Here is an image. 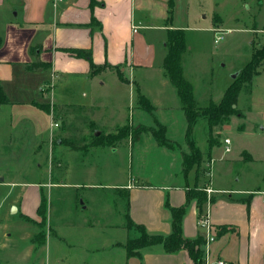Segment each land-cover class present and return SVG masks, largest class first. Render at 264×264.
Returning <instances> with one entry per match:
<instances>
[{
	"label": "crops",
	"instance_id": "0c3cea01",
	"mask_svg": "<svg viewBox=\"0 0 264 264\" xmlns=\"http://www.w3.org/2000/svg\"><path fill=\"white\" fill-rule=\"evenodd\" d=\"M95 1L0 0V83L10 99V103L0 105V110L6 111L14 126L29 131L28 141L35 153L46 152L35 168L46 164L50 168L46 170L49 178L26 181L18 179L20 172L6 173L0 167V264H192L187 249L167 252L160 243L141 247L140 255L128 254L126 245L132 232L127 227L128 219L149 234L167 236L172 232V208H185L182 231L186 239L202 237L206 241L204 262L264 264V169L258 174L251 172L264 167V156L251 148H241L235 159L241 168L233 171V164L223 165L228 167L230 180L239 185L215 184V165L226 158L224 152L232 149L214 156V147L211 151L200 148L193 130L192 137L203 154L202 178L194 167L184 169L186 151L175 144L171 134L177 120L180 141L189 148L188 118L178 90L165 71L164 60L169 31L183 30L187 49L181 63L184 77L191 82L185 58L192 46L186 33L203 29L190 25L195 0ZM199 10L194 15L197 23L205 18L204 7ZM215 29L214 25L209 28L213 32ZM79 49L91 51L100 69L91 72L90 61L77 53ZM37 61L49 67L28 68ZM42 73L45 78L35 85L28 83ZM193 90L196 105L205 107L199 106L194 85ZM12 93L19 98L14 99ZM139 93L150 102L152 110L141 106ZM212 101L217 102L211 99L209 104ZM43 103L51 105L50 112L36 105ZM75 109L83 110L84 122H73ZM106 111L117 116L104 119ZM53 122L59 126L53 127ZM161 125L169 145L160 143L153 133ZM125 126H129L128 136L113 146H90L101 130L110 134ZM65 128H94V137H83L81 143H76L65 137ZM239 129L244 131V125ZM135 131L140 135L133 141ZM250 135L255 136L252 131ZM67 142L85 147L71 148L83 153L80 162L84 166L79 162L73 168L63 153L54 156V144L61 147ZM146 144L169 159V169L158 166L123 184H110L119 201L98 203L100 211L95 213L92 202L102 189L99 178L103 174L94 163L87 166L84 162L105 149L117 152L127 145H139L143 159ZM243 175L253 180L240 185ZM208 187L213 191L208 193ZM201 190L207 194L202 204L195 196ZM54 195L67 205L62 214L54 206ZM43 200L44 219L40 215ZM14 206L16 212L12 211ZM202 219H208L210 226H203ZM221 226H227V230L220 231ZM17 240H23L24 245H15Z\"/></svg>",
	"mask_w": 264,
	"mask_h": 264
},
{
	"label": "rangeland",
	"instance_id": "374dc122",
	"mask_svg": "<svg viewBox=\"0 0 264 264\" xmlns=\"http://www.w3.org/2000/svg\"><path fill=\"white\" fill-rule=\"evenodd\" d=\"M199 2L195 0L191 7L192 23L190 25L193 27L200 26L203 29H189L187 31L186 38L188 44L192 46V50H190V55L185 58L186 74L196 88L199 106H208L211 99L218 103L227 86L234 81L233 78L240 75L242 68L252 59L255 53L257 54H255L248 70L252 69L254 64H261L257 69L259 73H256L240 92L238 107L243 117L234 115L229 123L217 125L212 129L213 137L217 141L213 148L214 156L220 157L225 149L224 140L226 138L232 139L231 152H224L227 159L218 160L215 165V184L217 182L220 185H239L234 180H230L232 176L227 171L228 167L226 168L223 165L229 164L232 166L233 164V171L241 168V165L236 164L235 159H238L239 151L243 147L251 148L256 154L264 156V0H202L201 3ZM200 6L205 9V18L198 19L197 23L194 15L198 14L197 10L200 11ZM178 13L182 14L183 12L179 9ZM9 15L11 14L9 13ZM213 25L223 31L221 33L222 38L217 43L214 38L215 32L209 30ZM255 27L257 29H254ZM17 70L19 69L17 68ZM41 78H45L44 73L41 76L31 77L28 83L35 85L36 81ZM12 96L14 99L19 98L17 93L15 95L12 93ZM132 112L130 109L131 121L133 118ZM197 114H199L198 119L200 121L196 124L193 135L200 148L209 151L206 135L209 137L210 130L207 122L202 119V113L197 112ZM104 115V119L113 115L117 116V114L108 111ZM72 116L75 123L84 122L85 120V114L81 109H75ZM176 122L177 120H175V126L171 131L176 140L175 144H181V147L186 151V156H190L192 151L187 145L185 146L183 141H180L182 137V134L180 135L181 128L178 127L179 122ZM241 125H244V131L239 129ZM106 131V129H103L101 133L105 134ZM251 131L254 132L255 136L250 135ZM28 133L29 131L23 129L20 125L14 126L6 111L4 109L0 110V167L6 173L20 172V175L18 174L20 180L40 181L49 178V174L46 173V170L50 169L48 164L40 167L41 169L35 168L37 162H42L41 159L43 160L46 156V152H34L31 141H28ZM64 135L76 143H81L83 137H87V140L94 137V128H65ZM56 137L57 135H55ZM203 137H205V140L202 139ZM52 145L51 151L53 150ZM47 148L44 145V149ZM139 148V145L134 148L127 145L121 147L117 152L105 149L100 154L95 153L90 160L84 162L87 166L94 163V167L102 172L100 175L103 174L99 178L103 183L102 189L98 190L99 193L95 195L92 202L95 213L100 211V204L98 203L119 201V196L115 190L111 189V185L123 184L136 174H149L157 170L158 166V169H169V159L159 156L150 145L146 144L144 146L143 159H140ZM59 153L64 154L65 161L73 168H76L75 163L78 164L81 158L84 157L83 153L71 151L69 145L60 147L54 144V156H58ZM81 164L82 166L85 165ZM193 167L202 175V164ZM56 168L58 167L55 164L54 169L56 170ZM262 169L264 167L258 166L251 172L255 171L258 174ZM202 178L205 177L202 175ZM246 180L250 182L253 179L243 175L240 185L245 184ZM53 198L58 214H62L67 205H64L63 200L55 198V195ZM141 235L139 230L133 229L130 236L131 239H135L141 237ZM14 243L20 247L24 245L23 240H17Z\"/></svg>",
	"mask_w": 264,
	"mask_h": 264
},
{
	"label": "trees",
	"instance_id": "16d2710c",
	"mask_svg": "<svg viewBox=\"0 0 264 264\" xmlns=\"http://www.w3.org/2000/svg\"><path fill=\"white\" fill-rule=\"evenodd\" d=\"M93 3H96L95 0H92ZM254 29H257L255 27ZM264 29V27H263ZM187 44L185 39L184 31L181 29H172L169 31L168 38V53L164 60V68L165 71L172 81V83L176 86L178 90V94L186 111V115L188 118V129H187V143L189 148L192 151L190 156H186L184 154V165L185 170L191 169L194 165H198L202 162L203 154L200 148L196 145L192 133L194 130V126L197 123L198 116L197 112H201L202 116L206 118L208 126H209V151L212 150L214 145L216 144V139L213 137L212 129L220 124L229 123L231 121V117L234 115H241L240 109L238 108V99L242 88L252 80V77L259 73L257 71L258 67L261 64H254L253 68L248 70V67L251 65V62L254 60L255 53L252 59L242 68L240 75L237 78H233V82L229 85L226 92L224 93L221 100L216 102H210V104L206 107H198L195 102L193 85L189 82L183 75L182 69V54L186 51ZM77 53L85 56L90 61L91 72H96L100 69V66L96 65L92 59V52L89 50L79 49ZM49 64L37 61L30 65H28L29 69H39V68H48ZM139 102L141 106L147 110H152V106L150 102L139 93ZM10 103V99L5 92L3 86L0 83V105ZM44 111L50 112V104H36ZM242 116V115H241ZM155 137L157 140L165 145H169L170 141L167 139L165 135V127L160 126L158 130H153ZM129 134V126H125L119 128L116 133L104 134L101 133L99 136L94 137L90 146H113L116 142L121 139L127 137ZM140 135V131H135L133 133V141H136ZM66 145L71 146L73 149H83L84 146H77L73 142H67ZM195 196H197L200 204L207 200V194L205 191L201 190L200 192H196ZM41 209L43 210L41 212ZM172 217H173V226L172 232L165 235H152L149 234L143 226L136 225L130 219H128L127 227L129 230H139L141 232V237L135 239H129L126 245L127 251L129 255H140L141 252L139 249L146 245L152 244H163L167 252H175L182 248L188 250L189 255L192 259V264H203L205 260V243L206 241L202 237H198L195 239H186L183 235L182 231V223L183 217L185 213V208H172ZM40 215L42 218H45V200L42 201L40 208ZM220 231L227 230V226H221Z\"/></svg>",
	"mask_w": 264,
	"mask_h": 264
},
{
	"label": "built area",
	"instance_id": "2783aa9c",
	"mask_svg": "<svg viewBox=\"0 0 264 264\" xmlns=\"http://www.w3.org/2000/svg\"><path fill=\"white\" fill-rule=\"evenodd\" d=\"M138 31V27L137 26H134V32H137ZM223 31H221V29H215V42L217 43V42H219V40L222 38V33ZM52 126L53 127H58L59 126V123L58 122H53L52 123ZM224 142H225V150L227 151V152H229L230 150H231V139L230 138H226L225 140H224ZM206 191L208 192V193H210V192H212L213 190L212 189H210L209 187L208 188H206ZM200 223L203 225V226H207V227H209L210 226V222H209V220L208 219H202L201 221H200ZM203 264H213V263H211L208 259L203 263ZM219 264H224L223 262H219Z\"/></svg>",
	"mask_w": 264,
	"mask_h": 264
},
{
	"label": "water",
	"instance_id": "95a60500",
	"mask_svg": "<svg viewBox=\"0 0 264 264\" xmlns=\"http://www.w3.org/2000/svg\"><path fill=\"white\" fill-rule=\"evenodd\" d=\"M99 133H100V132H97V135H99ZM12 211H13V212H16V211H17V207L14 206V207L12 208Z\"/></svg>",
	"mask_w": 264,
	"mask_h": 264
}]
</instances>
